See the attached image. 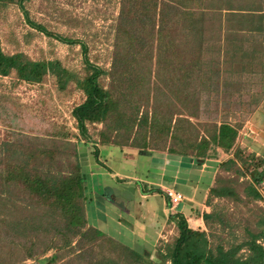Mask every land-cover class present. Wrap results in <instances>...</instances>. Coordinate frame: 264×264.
<instances>
[{
    "label": "trees",
    "instance_id": "16d2710c",
    "mask_svg": "<svg viewBox=\"0 0 264 264\" xmlns=\"http://www.w3.org/2000/svg\"><path fill=\"white\" fill-rule=\"evenodd\" d=\"M23 1L27 0H0V11L11 2L22 4ZM237 2L119 0L107 68L89 60L88 49L81 40L50 32L28 19L31 27L43 34L65 43L79 42L84 66L76 71L57 58L32 59L21 51L6 53L0 42V76L14 72L18 80L38 83L48 75L57 89L66 94L72 88L81 91V101L73 106L71 116L87 140H91L86 133L87 124L101 123L97 131L100 145L115 144L121 151L129 148L142 154L166 148L175 156L194 158L199 165L214 155L212 150L209 153V147L219 146L228 151L238 135L237 126L228 121L211 122L207 133L202 134L190 118L198 111L196 99L184 115L178 116L175 109L173 97L182 96L183 91L188 93L193 81L197 85L202 81V50L207 49L212 37L219 41L220 33L225 31V46L231 47L225 54L229 67L225 70L238 76L242 72H264V43L255 39L248 52L251 60L246 62L242 57L247 53L243 34L247 31L264 35L263 6ZM6 106L0 101V117L5 113L6 126L4 137L0 138V190H4L0 195V215L7 216L9 212L11 219L0 218V224L10 226L17 236H22L24 257L43 256L52 250L47 257L49 262L68 255L60 264L72 261L77 264H264V215L256 220L253 216H238L236 227L244 232L240 239L229 222L233 212L224 213L213 201L214 197L246 202L260 200L264 192V151L256 156L237 145L232 155L215 162L226 173H217L205 192L203 206L212 208L200 207L189 213L199 216L209 233L189 228L182 212L170 213L178 228L177 235L167 248L168 259L161 254L154 259L142 251L146 243L154 241V234L148 236L149 243L142 240L135 243L130 238L132 231L126 227L119 229L124 234L122 238L113 226L100 229L89 222L84 206L89 198L84 159L79 157L74 143L71 150L74 160L69 161V168L53 166L55 152L48 142L58 141L54 146L60 150L69 146L68 136L77 133L53 128V135L33 134L32 123L25 122L23 114L15 111L8 114ZM10 107L15 108L12 103ZM17 117L23 122L15 126L11 118ZM93 152L97 155L98 149ZM238 180L242 195L235 184ZM146 190L163 192L156 185ZM162 194L169 205V196L166 192ZM216 221L220 223V233L215 230ZM227 228L229 233L233 232V240L226 237Z\"/></svg>",
    "mask_w": 264,
    "mask_h": 264
},
{
    "label": "rangeland",
    "instance_id": "374dc122",
    "mask_svg": "<svg viewBox=\"0 0 264 264\" xmlns=\"http://www.w3.org/2000/svg\"><path fill=\"white\" fill-rule=\"evenodd\" d=\"M246 2L259 7L263 6L264 12V3H262L264 0H238L237 3ZM118 12L119 0H27L22 4L11 2L3 11H0L1 46L6 53L21 51L32 59L57 58L71 70L80 71L83 68L84 58L79 42L65 43L53 36L43 34L31 27L27 21L29 19L42 24L50 32L81 40L80 42H83L88 49L86 54L89 60L97 66L107 68L109 52L112 49L113 24ZM215 14L214 17L218 15ZM224 32L220 33L219 41H214L212 37L207 49L202 50L203 60L200 64L204 73L201 83L197 85V82L193 81L188 93L183 91L182 96H174L173 99H175V109L179 112L178 116L188 113L194 99L197 100L198 111L190 118L202 134L207 133V127L211 122L218 124L221 121H228L237 126L238 135L228 151H224L219 146L209 147V153L214 151V155L199 165L194 158L186 156L184 159L191 162L192 166H179L178 163L183 156L178 157V162V160H173L174 156H170L173 157L172 159L165 155L164 159L167 158L165 159L167 164L161 165L164 173L169 172L172 164H178V169L182 172H179L181 179L178 180L170 177L172 181H169L171 179L167 181L164 177V179L161 178V182L155 181L156 176L163 177L162 167L156 164L160 161V157L156 154L148 156L139 151H131L129 148L121 151L115 144L100 145L97 131L102 127L101 123L87 124L86 133L91 140H87L83 133L80 134L75 119L71 116L73 106L78 104L82 98V93L78 89L72 88V92L66 94L57 89L52 76L48 75L38 83L18 80L14 72L7 76H0V96L3 99L8 98L5 101L0 98V101L6 103L8 114H12L13 111L19 115L23 114L27 119L24 121L32 123L33 134H40L44 137L51 132L53 135V128L77 133V135L68 136L69 146H64L62 152H60L62 149L57 150L54 146L58 141H49L48 144L55 152L54 158L52 157L54 167L69 168V161L74 160V154L71 153L74 148L72 143L79 157L84 159L83 171L89 195L84 206L89 222L94 223L100 229L113 226L112 228L117 233L122 226L126 227L132 231L130 238H134L135 243L137 240L149 243L148 236L154 234L152 236L154 241L148 245L146 243V248L142 250L149 258L155 259L158 254H161L168 259L166 257L167 248L178 232L174 220L169 217L170 213L175 212L176 206L169 207L170 204L166 203L163 192L175 188L183 194L191 192L193 200H191L189 209L200 207L211 209V205L203 206L204 189L206 187L208 189L217 173H226V171L222 172L215 162L232 155L237 145L244 147L246 152L253 151L256 156L264 151V72H242L241 76H238L226 71L225 69L229 67L225 63L227 57L225 54L231 51V47L225 46ZM243 39L246 40L247 53L242 57L248 62L252 57L248 52L253 42L256 39L264 43V35L257 36L256 33L251 34L246 31ZM104 79L108 83L109 79L106 77ZM70 84L73 85V83ZM186 90H188L187 87ZM11 103L15 108L10 107ZM4 116L5 113L3 117H0V138L4 137L6 128L3 123ZM11 120L15 126L23 122L20 117L11 118ZM54 137L58 138V136ZM39 142L42 144V141ZM94 149H98L97 155L93 152ZM160 151L174 155L166 148ZM204 172L207 174L206 177ZM190 179L196 180L193 181V187L189 184ZM142 184H146L147 187L149 185L159 186L163 192L153 191L147 194L144 191L147 187L144 188ZM235 184L238 190L241 189L239 193L242 195V184L239 180ZM3 193L4 190H0V195ZM213 201L217 203L219 210L225 211L224 213L229 215L233 212L234 216L229 218V222L240 239L243 238L244 232L236 227L237 217L253 216L256 220L264 215V192L261 199L256 201H232L225 197L221 199L214 197ZM250 210L253 213H250ZM6 214L9 215V212ZM8 215L2 216L1 214L0 218L11 219ZM214 226L216 232L220 233L222 230L219 228L220 223L216 221ZM229 229L226 230L228 233L226 237L228 240H233V232L229 233ZM202 232L209 233L206 229ZM118 234L124 238L123 233ZM21 240H23L22 236H17L15 229L0 224V264H60L68 258L66 254L67 256H58L59 258L56 257L54 261L49 262L47 257L50 256L52 250L43 256L24 257L25 248ZM67 264L70 263L67 262ZM71 264L77 263L72 261Z\"/></svg>",
    "mask_w": 264,
    "mask_h": 264
},
{
    "label": "crops",
    "instance_id": "0c3cea01",
    "mask_svg": "<svg viewBox=\"0 0 264 264\" xmlns=\"http://www.w3.org/2000/svg\"><path fill=\"white\" fill-rule=\"evenodd\" d=\"M138 152V151H137ZM145 154H147L148 156L150 155V154H156L158 157H160V161L159 162H157L156 164H159L160 166L161 165H166L167 164V162H166V160L165 159H167V158H165L164 159V157H165V155L166 156H174V159H173V157H170V158H172L173 160H178V162H179V159H178V157L179 156H175V155H168V154H165V153H163V151H154V152H152V151H150V154H148V153H145ZM168 157V158H169ZM180 158V157H179ZM209 159H211V157L209 158ZM191 163V162H190ZM190 163L188 162V161H186L185 159H184V157H181V161H180V163H178L179 164V166H184L185 167V165H187L188 167H190V166H192V165H190ZM178 164H172L171 166H170V170H169V172H167V173H164L165 171H163V167L161 168V170L163 171V174H162V176L163 177H155L154 179H155V181H160L161 182V180L162 179H164V177L166 178V180L168 181V179H171V180H169V181H172V178H170V177H174L175 179H181L180 177H179V172H181V170L180 169H178ZM160 166H158L157 165V167H160ZM165 168V167H164ZM168 171V170H167ZM169 173H171V174H169ZM182 173V172H181ZM201 174L203 175V172H201ZM202 175H201V177H202ZM205 175H207L206 174V172H204V176ZM134 177V176H133ZM206 177V176H205ZM162 178V179H161ZM201 180V179H200ZM144 181H145V179H144ZM147 181V180H146ZM145 181V182H146ZM155 181H153V182H155ZM194 182L196 181V180H193ZM193 181L190 179V182H189V184L190 185H192V187H193ZM148 182H150L151 183V181H148ZM201 182V181H200ZM147 183V182H146ZM151 184H153V183H151ZM143 186H144V188H146L147 187V185L146 184H142ZM210 185V184H209ZM151 187H154V186H152V185H149L147 188L148 189H150ZM205 191H204V193L207 191V187H206V189H204ZM147 194H149L148 193V191L147 190H144ZM185 194V193H184ZM191 200H193V195H192V193L190 192V194H185V199H183L182 201H180L177 205H174V206H176L175 207V209H174V211H180V212H182L183 214H185V217H186V220H187V224H188V227L189 228H191V229H193V230H200V232H202V231H205V228H204V225H203V222H202V219L199 217V216H197L195 213H191V214H189L190 213V211H191V209H189V206L191 205ZM199 202V201H198ZM200 203V202H199ZM173 206V207H174ZM170 207V206H169ZM172 207V208H173ZM191 221H194L195 223H194V225H192L191 224Z\"/></svg>",
    "mask_w": 264,
    "mask_h": 264
},
{
    "label": "built area",
    "instance_id": "2783aa9c",
    "mask_svg": "<svg viewBox=\"0 0 264 264\" xmlns=\"http://www.w3.org/2000/svg\"><path fill=\"white\" fill-rule=\"evenodd\" d=\"M165 192L167 193L170 199V208L178 204L185 197V195L182 192H180L179 189L176 188L168 189Z\"/></svg>",
    "mask_w": 264,
    "mask_h": 264
}]
</instances>
